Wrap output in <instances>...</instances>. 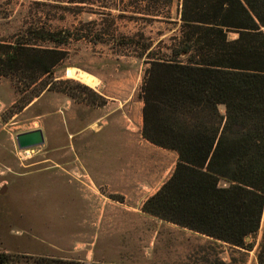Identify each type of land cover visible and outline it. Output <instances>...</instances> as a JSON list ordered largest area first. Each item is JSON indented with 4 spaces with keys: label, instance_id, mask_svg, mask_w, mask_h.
Segmentation results:
<instances>
[{
    "label": "rangeland",
    "instance_id": "374dc122",
    "mask_svg": "<svg viewBox=\"0 0 264 264\" xmlns=\"http://www.w3.org/2000/svg\"><path fill=\"white\" fill-rule=\"evenodd\" d=\"M135 1L0 0V47L25 43L56 48L64 57L34 84L20 71L0 77V253L9 264L40 258L86 264H258L264 211L245 248L142 211L141 203L158 192L177 162L176 152L142 137L141 94L150 63L169 57L181 37L182 0L142 3L156 16L136 13ZM64 31L74 33L64 45L39 38L54 33L63 41ZM70 68L94 76L98 87L67 78ZM219 110L225 113L223 106ZM38 129L44 144L20 150L17 136ZM122 156L131 159L136 189L142 179L150 181L144 195L128 197L135 210L119 205L124 197L105 185L125 167L117 160ZM80 171L99 180L103 197L89 188H69L80 184L69 173Z\"/></svg>",
    "mask_w": 264,
    "mask_h": 264
},
{
    "label": "trees",
    "instance_id": "16d2710c",
    "mask_svg": "<svg viewBox=\"0 0 264 264\" xmlns=\"http://www.w3.org/2000/svg\"><path fill=\"white\" fill-rule=\"evenodd\" d=\"M173 1L131 6L156 16L142 3ZM180 18L177 45L169 57L150 63L141 94L142 137L176 152L177 162L142 211L245 248L264 211V0H182ZM60 34L63 41L54 33L39 38L64 45L74 37L72 31ZM0 48V77L20 71L31 84L64 60L56 48ZM0 264H9L6 254L0 253ZM33 264L86 263L40 258ZM258 264H264V235Z\"/></svg>",
    "mask_w": 264,
    "mask_h": 264
},
{
    "label": "crops",
    "instance_id": "0c3cea01",
    "mask_svg": "<svg viewBox=\"0 0 264 264\" xmlns=\"http://www.w3.org/2000/svg\"><path fill=\"white\" fill-rule=\"evenodd\" d=\"M118 161H123L125 162V167H123L121 169V171H118L116 174L113 175L112 178H110V180L112 181L111 183L105 182V185H107V190L109 193L114 194V195H120L124 197V201L121 203H118L116 201V203H118L119 205L129 209V210H135L136 207L135 205L131 202L128 201V197L129 196H133L135 193L138 195H144L147 189H150V181H146L145 179H142V181L138 184L139 188H137V184H136V177L133 173H131L130 170V163H131V159L129 158V156H122L119 159H117ZM70 177L69 179L71 180H80V184H72L70 183L69 188H72L71 186H73L74 188H80V190H83V188H89L88 190H90L92 195H100V196H104L103 192L101 191V189L99 188V180L96 179L93 175H91V173L87 172L86 174L83 173L82 171H80L79 173H69ZM79 176V177H76ZM96 176V175H95ZM91 183L92 186L89 184ZM87 195V189H85V194L83 196L86 197ZM82 200V199H81ZM148 200V198H146L142 203H141V207H143L144 203ZM113 202V201H112ZM83 203L85 205H88V201L87 199H83ZM82 204V203H81ZM80 204V205H81ZM68 209V206H67ZM83 209V206L82 208ZM145 214V213H144ZM126 215H124L123 217H119L124 219ZM85 219L83 216H81V220Z\"/></svg>",
    "mask_w": 264,
    "mask_h": 264
},
{
    "label": "water",
    "instance_id": "95a60500",
    "mask_svg": "<svg viewBox=\"0 0 264 264\" xmlns=\"http://www.w3.org/2000/svg\"><path fill=\"white\" fill-rule=\"evenodd\" d=\"M16 140L20 150H27L43 145L45 142V137L44 132L41 129H38L18 135ZM4 191L5 189L3 188L1 193ZM251 237L254 238L255 235H252ZM246 240L249 241L250 237H247Z\"/></svg>",
    "mask_w": 264,
    "mask_h": 264
},
{
    "label": "bare ground",
    "instance_id": "6f19581e",
    "mask_svg": "<svg viewBox=\"0 0 264 264\" xmlns=\"http://www.w3.org/2000/svg\"><path fill=\"white\" fill-rule=\"evenodd\" d=\"M65 74L67 78L76 80L81 84L93 89L99 85V81L94 76L77 69H67Z\"/></svg>",
    "mask_w": 264,
    "mask_h": 264
}]
</instances>
